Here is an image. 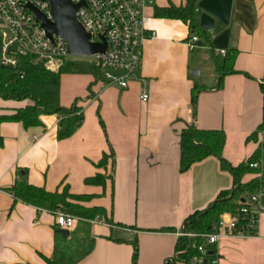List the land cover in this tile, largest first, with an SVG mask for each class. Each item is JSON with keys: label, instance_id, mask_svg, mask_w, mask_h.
I'll return each instance as SVG.
<instances>
[{"label": "crops", "instance_id": "1", "mask_svg": "<svg viewBox=\"0 0 264 264\" xmlns=\"http://www.w3.org/2000/svg\"><path fill=\"white\" fill-rule=\"evenodd\" d=\"M202 1H196V31H191L180 20L154 14L158 8L184 7L185 0H154L148 28L156 38L145 44L136 79L126 89H102L91 75L61 76L77 88L68 85L65 92L60 83V104L68 108L78 100L84 117L70 138L57 139L54 115L28 129L0 124V264H132L134 240L136 264H166L175 255L184 220L233 184L214 157L180 170V134L191 126L223 131L222 156L232 166L261 147L258 171L245 174L243 183L264 171V133L257 142L247 141L262 118L264 0H209L208 12L199 7ZM204 14L211 19L209 30L201 26ZM191 36L199 42L190 51L185 43ZM232 50L234 73L219 82L217 68ZM142 87L149 96L145 103L139 100ZM26 103L0 100V115ZM97 173L106 176L103 185L85 184ZM18 181L48 191L67 185L72 194L92 195L82 204L104 213L71 214L73 226L61 228L51 212L14 199L10 188ZM256 230L220 238L214 246L218 264H264V211Z\"/></svg>", "mask_w": 264, "mask_h": 264}, {"label": "trees", "instance_id": "2", "mask_svg": "<svg viewBox=\"0 0 264 264\" xmlns=\"http://www.w3.org/2000/svg\"><path fill=\"white\" fill-rule=\"evenodd\" d=\"M197 0H185L184 7L158 8L155 10V17L167 20H180L184 22L191 31H196L194 23V11ZM199 34V33H197ZM237 51L232 50L226 53L224 62L217 68L219 82L228 74L234 73V62ZM20 72L13 71L0 65V100L13 102H27L22 108L12 111L9 115H0V124L4 122L21 123L25 129L41 126L40 117L56 116L57 139L59 141L70 138L82 125L84 117L82 108L75 100L70 107H63L60 104V83L62 75H91L95 80H99L100 70L93 64L83 61L66 62L57 73H52L40 62H31L29 59L21 60ZM262 95V118L256 130L247 138V141L257 142L259 134L264 133V75L259 84ZM196 88L194 87L191 104L196 105ZM102 128L103 123L100 121ZM3 139L0 135V147ZM225 144V134L221 130H198L191 126L183 130L180 134V170L184 171L195 163L201 162L208 157L216 158L220 163V168L230 172L233 180L232 187L224 190L204 209L194 212L183 222L185 232H213L220 216L223 213H230L237 218L238 227L250 235L257 233L256 228L246 229L245 225L249 220V213H243V207H252L249 196L256 193L260 188H264V172L261 177H256L243 183L242 177L247 173H257V169L249 168V164L257 163L260 159V146L246 162L237 166L230 165L222 156ZM110 158H113L111 151ZM107 158L104 156L98 166L105 167ZM113 160V159H112ZM113 166V161H112ZM106 176L97 173L84 180L85 184L103 185ZM15 200L47 210L52 214L57 210L69 214L94 218L102 217L104 210L102 207H87L82 202L91 199L88 194H72L65 185L62 191H48L44 187L35 186L26 182H15L10 188ZM132 264H136L137 243L133 242ZM203 245L206 255L203 256L198 251V246ZM216 255L214 245L207 244L205 239L197 237L191 244L186 236H180L175 246V255L166 264H190L193 259L203 258L207 261Z\"/></svg>", "mask_w": 264, "mask_h": 264}, {"label": "built area", "instance_id": "3", "mask_svg": "<svg viewBox=\"0 0 264 264\" xmlns=\"http://www.w3.org/2000/svg\"><path fill=\"white\" fill-rule=\"evenodd\" d=\"M80 5L75 16L78 23L89 35L90 42L102 44L105 40L106 49L103 54L90 57L71 56L65 41L53 36L49 39L36 20L34 13L27 8L32 6L41 12L47 20L52 21L50 6L44 0H0V65L20 74L21 60L40 62L46 70L57 73L69 61H83L97 66L100 70L99 80L102 89L117 86L126 89L136 79L140 67L145 44L156 38V33L148 28V10L154 7V0H70ZM199 40L191 36L186 40V47L191 51L197 47ZM224 55V52H221ZM144 87L140 89L139 100L148 101ZM249 168L257 169L258 164H249ZM252 207H243V213H249L246 229H254L258 223L260 212L264 211L262 200L264 188L249 196ZM55 224L69 229L75 217L67 212L57 210L53 213ZM178 237L186 236L205 239L207 244L216 245L225 236L250 235L238 227L237 218L230 213H223L215 229L210 233L185 232L181 230ZM198 251L205 256L206 249L198 246ZM200 264H218L215 255Z\"/></svg>", "mask_w": 264, "mask_h": 264}, {"label": "water", "instance_id": "4", "mask_svg": "<svg viewBox=\"0 0 264 264\" xmlns=\"http://www.w3.org/2000/svg\"><path fill=\"white\" fill-rule=\"evenodd\" d=\"M44 1L50 6L52 21L47 20L41 12L32 6H27V8L34 13L36 20L41 24L49 39L52 40L53 36L62 38L71 56L90 57L104 53L106 49L105 40L102 39V44L91 43L89 35L76 19L75 13L80 5L72 4L70 0ZM199 7L206 12L210 11V1H202ZM210 20L207 15H202L201 26L209 30L208 24L211 22ZM61 232L65 235L67 234L65 229H62Z\"/></svg>", "mask_w": 264, "mask_h": 264}, {"label": "rangeland", "instance_id": "5", "mask_svg": "<svg viewBox=\"0 0 264 264\" xmlns=\"http://www.w3.org/2000/svg\"><path fill=\"white\" fill-rule=\"evenodd\" d=\"M86 62H88V61H86ZM92 79L94 78V77H92V76H90ZM94 80V79H93ZM69 80H67L66 78H64V79H61V86H62V88H63V91H67V88L69 87L68 85H70V87H72L73 89L74 88H77V84H74L73 82H68ZM67 83H69V84H67ZM74 84V85H73ZM73 85V86H72ZM68 92V91H67ZM258 171V170H257ZM264 172V171H263ZM263 172L258 176V177H261L262 176V174H263ZM62 191V190H61Z\"/></svg>", "mask_w": 264, "mask_h": 264}]
</instances>
